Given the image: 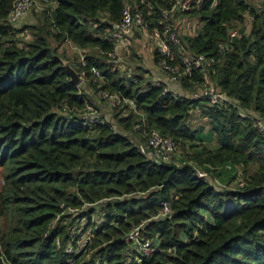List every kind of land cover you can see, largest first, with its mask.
Here are the masks:
<instances>
[{"label": "trees", "instance_id": "trees-1", "mask_svg": "<svg viewBox=\"0 0 264 264\" xmlns=\"http://www.w3.org/2000/svg\"><path fill=\"white\" fill-rule=\"evenodd\" d=\"M15 1L0 0V264H264V133L254 123L264 124V0H199L183 12H172L182 0H49L57 4L38 25L20 28L8 20ZM125 9L140 13L149 33H163L168 17L198 24L191 36L173 27L181 48L171 45L173 59L153 49L155 67L165 61L180 68L181 49L204 55L212 67L164 73L178 84L176 92L146 80L151 74L142 66L127 77L118 67L123 60L109 56L115 47L109 32ZM233 27L241 37L229 43ZM26 31L32 40L19 38ZM67 42L85 54L82 90L63 68L59 48ZM204 76L224 94L219 105L191 98ZM88 86L94 95L102 90L133 100L135 109L111 107L122 109L113 115L118 127L99 111L101 124L83 126L79 112L94 106ZM62 108L78 113L64 117ZM193 111L206 131L191 126ZM152 131L171 139L185 162L153 160L146 141ZM208 136L214 147L205 144ZM228 166L241 168L242 186L229 187L235 176L225 185L196 176L201 169L219 178ZM165 201L171 213L156 219ZM137 226L142 240L160 239L148 258L125 241ZM88 233L83 252L64 251Z\"/></svg>", "mask_w": 264, "mask_h": 264}, {"label": "built area", "instance_id": "built-area-1", "mask_svg": "<svg viewBox=\"0 0 264 264\" xmlns=\"http://www.w3.org/2000/svg\"><path fill=\"white\" fill-rule=\"evenodd\" d=\"M57 4L56 2H51L49 0H16L13 4L12 10L8 14V20L10 24L16 25L18 21L22 20L24 16L31 10L32 7H38L40 4L44 5L45 8L51 6L52 4ZM200 4L199 0L195 1V4L192 3V0H182L178 1L172 9V12L177 11H188L190 10L192 5L198 6ZM197 29V24H192V34H194ZM173 30V26H166L164 28L163 33L154 29L151 33L147 30V24L144 21L142 15L140 13H131L129 9H125L120 22L113 24L111 30L109 32V38L115 42V47L113 51L109 54V56L113 58L121 59L120 55L124 52L129 53V47L132 42V37L134 34H139L142 40L149 41L152 44V49H158L162 56L167 57L169 59H173V52L171 49V45H175L181 48L180 40L174 33H171ZM167 34L168 40H167ZM191 34V35H192ZM241 37V33L235 29H231L228 33L229 43L234 39H239ZM167 41H170V45ZM67 45L71 48L72 52L75 54V59L70 65L80 79V82L77 84V87L80 88V85L85 81L84 72L81 71L82 68L86 67V60L84 51L74 46L71 42H67ZM226 49L227 46H221V49ZM179 67H171L166 64L165 61H161L156 68L163 71L164 73H168L170 75H176L179 70H183L186 74L192 72L193 69H210L212 67V61L208 60L204 55H194L191 54L186 49H181V53L178 57ZM90 73L93 76L94 82L99 83L102 80L100 72L95 67L90 68ZM85 86V85H84ZM83 86V88H84ZM96 96L100 99L107 100L111 107H117L120 104H126L132 110L135 109L134 101L128 99H119L116 95H110L107 92H103L102 90H98L96 92ZM191 98L194 100H203L205 99L210 106H216L222 103L225 98L224 94H222L213 84H211L206 76H204V84L203 87L198 90L196 93L191 95ZM117 104V105H115ZM78 113L75 109L67 111L66 108H62V112L64 113V117L76 115H70V112ZM79 123L83 126H92L99 125L102 123V118L98 113V110L90 105L86 104L84 109L79 112ZM257 128L264 133V124L259 122V120H255L254 122ZM147 149L150 150L152 158L158 162L163 163H172L174 158V152L176 150V146L174 142L167 138L161 136L157 131H152L147 139ZM196 176L205 182L210 181V176L207 172H198L196 171ZM239 186H242L240 184ZM63 208V205L60 206ZM160 212L155 217L156 219L163 220L167 218L170 213V203L165 201L160 204ZM65 212L75 213L76 210L72 208L64 209ZM59 215L56 216V220H58ZM54 225L52 224L44 233V236H47L49 232L53 229ZM140 228L141 226L135 227L125 238V241L129 243L133 249H135L139 254L140 258H148L152 256L159 249V238H150L146 240H142L140 238ZM75 230H72L70 235H74ZM91 240V235L88 233L82 239L76 241L75 245L69 244L65 248V252L67 254H80L83 252L88 243ZM56 244L59 242L56 240ZM1 260L2 257H1ZM137 263L141 262V259H136ZM3 264L4 260H3Z\"/></svg>", "mask_w": 264, "mask_h": 264}, {"label": "rangeland", "instance_id": "rangeland-1", "mask_svg": "<svg viewBox=\"0 0 264 264\" xmlns=\"http://www.w3.org/2000/svg\"><path fill=\"white\" fill-rule=\"evenodd\" d=\"M260 1L262 2L263 0H251L252 3L253 2H260ZM50 8H52V7L49 6V7L45 8V6L41 5V4L37 8L32 7L31 10L24 16V18L21 21L20 20L18 21L16 26L20 28L23 25H38L39 20H42V19H40L41 15L43 13H45L43 11L48 10ZM168 19L170 20L169 25L173 26L180 34H182V36L185 34L188 35L187 32L184 30H185L186 26L190 27L192 19H185L184 23L180 22L181 21L180 18L176 19V18L168 17ZM181 27H184V28H181ZM197 28H198V24H197ZM230 29L239 30V27H236V28L233 27ZM230 29H229V31H230ZM229 31H228V33H229ZM183 32H184V34H183ZM31 37L32 36H31L30 31H26L23 34L19 35V38H21L23 41H30V40H32ZM50 40H52V46H55V43L53 42V37L50 38ZM133 45H134L133 46L134 48H140L142 50L143 54L148 55V52L146 50H149V41H144V40L142 41V40H139L136 38V41L134 42ZM59 53L64 54L63 61L67 62L68 64H71L73 62V60L75 59V54L72 52L71 48L67 44H62L60 46ZM136 54L138 55V53H136ZM150 54L152 56V53H150ZM137 55H136V58H134L131 49H130L129 53L121 54L120 60H123V61H122V65H118L120 70L122 72H124V71L127 72V74H128V75H126L127 77H132L135 74L136 66H142L144 68V70L150 72V74H151V75H149V77L146 78V80H150L152 82H157L156 78L162 76L164 74V72L157 69L154 65L149 68V66L151 64V60L149 57H146L145 61H143L142 58L138 59ZM83 86H84V83L80 85L81 90H82ZM88 87H90V86H88ZM86 90H87L86 94L90 98V100H91L92 104L95 106V108L99 111V113L103 114L105 116V118L107 120H109L114 127H118L116 124V120L113 119V115L119 114L118 112H122L121 107H118V108L113 110L111 108V106L109 105V103L107 102V100L98 99V97L96 96V93L94 95L91 87H90V89L86 88ZM90 91H92V92H90ZM115 105H117V104H115ZM107 115H109V116H107ZM127 115H128V109L124 110V113H122L120 115V117H125ZM250 115L252 117L254 116V114L251 112H250ZM190 124L193 128L203 127L204 131H206L208 128L206 125V122L202 118L199 117V113L197 111L192 112L191 117H190ZM134 141H135V143H139L141 140L139 138H136V140H134ZM140 144L143 145L144 148H146L145 147L146 143L141 142ZM205 144L209 147H214L215 141H213V140L211 141V137L208 136ZM187 153L190 154L191 150L189 149L187 151ZM149 156L152 158L151 152H149ZM173 156H174V158H172V160H173L172 163L175 165H181V161L185 162V160H186V156H184L183 151L180 150L179 148H176ZM254 169H255L254 167H251L252 171H254ZM227 170L230 172L228 174L223 172L222 177H219V178L217 177L215 179L213 177H209L211 182L213 181L215 185H225L231 176H235V179L229 185V187H234V184H236V183H238V185L243 184L244 181H243V178L241 176L242 171H241L240 167H236L234 169H231L228 166ZM197 171L203 172V170H201V169H197ZM0 175H1V169H0ZM2 184H3L2 177L0 176V188H1ZM95 217H97V215H95ZM97 219L99 220L100 218H97ZM95 220H96V218H95ZM0 224H1V220H0Z\"/></svg>", "mask_w": 264, "mask_h": 264}, {"label": "crops", "instance_id": "crops-1", "mask_svg": "<svg viewBox=\"0 0 264 264\" xmlns=\"http://www.w3.org/2000/svg\"><path fill=\"white\" fill-rule=\"evenodd\" d=\"M180 22H181V23H184V22H185V19H184V20H181ZM194 23L197 24L196 21H192V20H191V25H190V27L186 26V27H185V30H184V31H186L187 34L190 35V36H191V34H192V24H194ZM181 28H184V27H181ZM183 34H184V32H183ZM135 39H136V37L133 36L131 40H135ZM140 40H142V39H140ZM142 41H143V40H142ZM134 42H135V41H134ZM133 44H134V43L131 42V45H133ZM131 45H130V46H131ZM146 51L148 52V55L143 54V52H142V50H141L140 48H138V50H137L138 55H140L139 58H142L143 61H145L146 57H149V58H150V60H151V64H150V66H149V68H150L151 66H153L152 56H151V54H150V53L153 51V49H152V44H151L150 42H149V50H146ZM149 68H148V69H149ZM156 80H157V81L160 80L161 82L167 84V86L169 87V89H170L171 91H174V92L179 91V86H178V84H177L176 82L170 81V78H167V77H165V76H160V77H157ZM107 116H109V115H107Z\"/></svg>", "mask_w": 264, "mask_h": 264}, {"label": "water", "instance_id": "water-1", "mask_svg": "<svg viewBox=\"0 0 264 264\" xmlns=\"http://www.w3.org/2000/svg\"><path fill=\"white\" fill-rule=\"evenodd\" d=\"M63 68L65 69L68 77H69V81L71 84L77 85L80 82V79L78 77V74L76 73V71L70 67V65L67 62L63 61Z\"/></svg>", "mask_w": 264, "mask_h": 264}]
</instances>
